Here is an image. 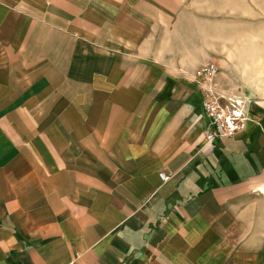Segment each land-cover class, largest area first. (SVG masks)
<instances>
[{
  "label": "crops",
  "instance_id": "0c3cea01",
  "mask_svg": "<svg viewBox=\"0 0 264 264\" xmlns=\"http://www.w3.org/2000/svg\"><path fill=\"white\" fill-rule=\"evenodd\" d=\"M249 14L0 0V264H264V61L222 31ZM208 87L254 100L213 143Z\"/></svg>",
  "mask_w": 264,
  "mask_h": 264
},
{
  "label": "built area",
  "instance_id": "2783aa9c",
  "mask_svg": "<svg viewBox=\"0 0 264 264\" xmlns=\"http://www.w3.org/2000/svg\"><path fill=\"white\" fill-rule=\"evenodd\" d=\"M219 67L214 61H209L196 71V81L199 84H208L219 74ZM203 114L201 118L210 120L205 133V139L213 143L218 137L233 136L244 130L250 120L249 110L254 100L238 97H225L218 94L212 87L204 89ZM165 182L170 177L160 174Z\"/></svg>",
  "mask_w": 264,
  "mask_h": 264
},
{
  "label": "rangeland",
  "instance_id": "374dc122",
  "mask_svg": "<svg viewBox=\"0 0 264 264\" xmlns=\"http://www.w3.org/2000/svg\"><path fill=\"white\" fill-rule=\"evenodd\" d=\"M249 5H250L249 17H245L244 20H235L231 26H223L222 31L226 30L228 35L233 36L234 42H236L237 44L239 45L243 44L249 47L250 50L249 58L251 63H253L254 60H259V61L261 60L260 62H263L264 61V0H249ZM241 71L243 73H246V75L240 76L241 79L262 78V80L264 81L263 68H250L249 70H241ZM219 72H221V69ZM240 92L242 91L240 90Z\"/></svg>",
  "mask_w": 264,
  "mask_h": 264
}]
</instances>
